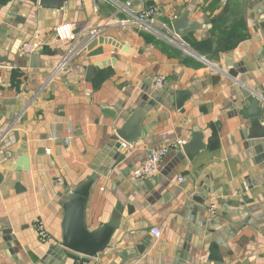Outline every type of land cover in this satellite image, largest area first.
<instances>
[{
  "label": "crops",
  "instance_id": "1",
  "mask_svg": "<svg viewBox=\"0 0 264 264\" xmlns=\"http://www.w3.org/2000/svg\"><path fill=\"white\" fill-rule=\"evenodd\" d=\"M127 2L0 0V264H74L65 204L92 176L88 230L118 227L89 264H264V0H144L162 29L187 13L196 29L180 46L118 26ZM63 24L76 44L56 40ZM92 30L128 51L78 47ZM35 35L44 44L24 54ZM131 124L134 143L117 149ZM196 135L191 161L183 147ZM177 142L157 176L132 179L150 149ZM23 145L31 171L7 172ZM38 221L52 242L39 241Z\"/></svg>",
  "mask_w": 264,
  "mask_h": 264
},
{
  "label": "water",
  "instance_id": "2",
  "mask_svg": "<svg viewBox=\"0 0 264 264\" xmlns=\"http://www.w3.org/2000/svg\"><path fill=\"white\" fill-rule=\"evenodd\" d=\"M72 0H39L42 8L61 9L64 5ZM172 30L179 38L185 37L189 32L194 31L195 24L189 21L187 13L172 21ZM103 43H111L117 48H121L124 52L128 51V47L123 44L97 38L92 41L88 50H93L96 46ZM178 105L185 99V94L179 93ZM253 117H258L254 115ZM252 117V118H253ZM135 124H131L128 128L118 132V144L116 148H121L120 139L129 145H132L137 137L135 131ZM257 135V126L254 125ZM258 137V136H257ZM202 149L201 137L196 135L191 143L185 145L183 150L187 158L194 160L196 155ZM19 156L16 161L6 168L10 173H28L31 171L30 156L26 145L21 146L18 151ZM4 175L0 173V185L3 183ZM97 180V176H92L81 182L72 192V196L65 204V219L63 224L64 230V248L70 253L67 258L74 262V264H89L91 259L97 257L98 253L102 251L108 244L113 231L118 227L117 221H112L108 226L90 232L85 224L84 214L86 201L90 195V189Z\"/></svg>",
  "mask_w": 264,
  "mask_h": 264
},
{
  "label": "built area",
  "instance_id": "3",
  "mask_svg": "<svg viewBox=\"0 0 264 264\" xmlns=\"http://www.w3.org/2000/svg\"><path fill=\"white\" fill-rule=\"evenodd\" d=\"M112 1V0H109ZM135 2H138L140 4V7L138 10L133 11L131 8L133 7V4ZM122 7V6H119ZM126 9L128 8L130 11L128 12L130 15L129 19H123L118 20L117 24L118 26L122 28H133V29H140L142 32H149L154 34L157 38L158 36L163 37V41L172 44L174 46H180L185 45V43L174 34V32L168 27L163 26L165 29L164 33L160 32L161 30L157 29V25L159 24V21L157 19L158 17V9L155 7H146L144 5V0H128V2L125 4ZM123 9V8H121ZM116 16H113L111 20H114ZM139 31V30H138ZM55 37L56 40L59 42H68L72 45L76 44L81 36L79 32H75V29L70 24H63L58 26L55 29ZM101 34L100 30H92L86 36L85 41L81 44H78V47H88V45L94 41L95 39L99 38ZM161 39V38H160ZM44 44V41L42 38H40L39 35H35L30 40H26L22 46L21 51L26 55H33L35 54L39 48ZM185 52H188V48H185ZM63 63L62 65H65ZM62 68V67H61ZM60 70V66L58 67L57 71ZM166 83V77L163 75H160L155 80V88L161 89L164 87ZM182 146V142H177V144L174 145H161L155 148H152L149 150L147 159L138 166L133 172H132V179L136 181L140 180H148L150 178H153L157 176L161 171V165L163 160L167 157L172 147H179ZM131 146L123 143L122 148L123 149H129ZM183 179L181 178L180 181ZM215 203H212L210 206V212L213 214L215 212ZM36 230H37V236L40 242L42 243H50L52 242L51 235L49 231L47 230L45 224L42 221H38L36 224ZM153 235L157 238H160L162 233L159 229L153 230Z\"/></svg>",
  "mask_w": 264,
  "mask_h": 264
},
{
  "label": "rangeland",
  "instance_id": "4",
  "mask_svg": "<svg viewBox=\"0 0 264 264\" xmlns=\"http://www.w3.org/2000/svg\"><path fill=\"white\" fill-rule=\"evenodd\" d=\"M159 25H161V23L159 22V24L157 25V29L158 30H161L160 32H165L161 27H159ZM123 29H127V28H123ZM139 31H140V29H138ZM140 32H142V31H140ZM144 34H147L148 36H150V37H153V38H156V39H158V40H162L163 39V37H161V36H158L159 38H157L154 34H152V33H149V32H145L144 31ZM165 34V33H164ZM161 38V39H160Z\"/></svg>",
  "mask_w": 264,
  "mask_h": 264
}]
</instances>
